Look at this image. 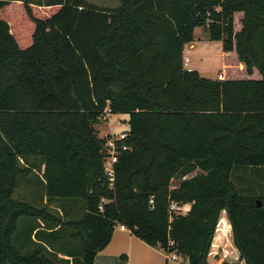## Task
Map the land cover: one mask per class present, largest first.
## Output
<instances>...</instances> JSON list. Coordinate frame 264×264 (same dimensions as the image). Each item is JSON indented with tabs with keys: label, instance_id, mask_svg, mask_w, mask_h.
Wrapping results in <instances>:
<instances>
[{
	"label": "trees",
	"instance_id": "trees-1",
	"mask_svg": "<svg viewBox=\"0 0 264 264\" xmlns=\"http://www.w3.org/2000/svg\"><path fill=\"white\" fill-rule=\"evenodd\" d=\"M198 26L220 79L183 67ZM106 107L130 126L111 185ZM221 211L238 258L264 264V0H0V264H93L116 225L210 264Z\"/></svg>",
	"mask_w": 264,
	"mask_h": 264
},
{
	"label": "crops",
	"instance_id": "crops-1",
	"mask_svg": "<svg viewBox=\"0 0 264 264\" xmlns=\"http://www.w3.org/2000/svg\"><path fill=\"white\" fill-rule=\"evenodd\" d=\"M205 35L207 36L206 33ZM187 45L192 47L193 41ZM218 78L220 79L221 75H218ZM120 115L128 116V114H114L113 117ZM26 191L28 193L25 196L17 195V197L27 200L31 204L37 206H42L45 204V197L42 192L37 193L32 189V187L26 189ZM14 195H16V193H14ZM186 205L189 207L188 204ZM50 208H52V206H50ZM56 209L61 214V209ZM27 224L28 220L26 218L20 219L19 227L24 235L27 233ZM34 232L35 230H33L30 234V237L33 240H35ZM228 237L231 240V256L236 258L238 252L232 243L230 224L225 211H221L211 243L212 252L207 256V261L210 264L223 263L220 262L222 257L218 255L213 256L212 253H214L215 245H223ZM39 242L45 245V243L42 241ZM93 264H186V260L183 257L181 258V261L172 260L163 249L157 246L149 245L133 234L129 229L120 228L119 225H116L112 231V235L108 244L102 250L96 253Z\"/></svg>",
	"mask_w": 264,
	"mask_h": 264
},
{
	"label": "rangeland",
	"instance_id": "rangeland-1",
	"mask_svg": "<svg viewBox=\"0 0 264 264\" xmlns=\"http://www.w3.org/2000/svg\"><path fill=\"white\" fill-rule=\"evenodd\" d=\"M87 4H92L101 8H114L119 5V0H84ZM14 16L19 18L20 14L18 10H14ZM193 46L185 45L183 49V54H188L190 58L189 67L196 70L200 76L210 79H218V75L222 70V64L224 57L222 56V43L219 40H210L206 35L205 31L201 26L195 27L193 33ZM113 117V116H112ZM97 133L100 137H104L105 134L109 133V130L114 129L115 125L112 123L109 127L105 122L100 121L95 125ZM34 178V177H33ZM22 180V179H21ZM20 182V181H19ZM29 182H20L17 186L14 195V198L20 199L17 195L25 196L28 192L26 191V186ZM175 182L173 181V184ZM34 190H39L38 185H33ZM57 207L65 208L68 216L78 217L79 209L74 202L63 201L62 203H54L51 210L59 214ZM188 209L187 205L180 207V212H186ZM63 217H65V210L62 209ZM229 249V246L226 248ZM231 249V247H230ZM214 252L222 257V264H243L241 260L236 255L234 258L231 255H226V252L223 250L222 245H215ZM58 256L63 257L58 253Z\"/></svg>",
	"mask_w": 264,
	"mask_h": 264
},
{
	"label": "built area",
	"instance_id": "built-area-1",
	"mask_svg": "<svg viewBox=\"0 0 264 264\" xmlns=\"http://www.w3.org/2000/svg\"><path fill=\"white\" fill-rule=\"evenodd\" d=\"M182 63L185 69H187L188 71L191 70V67H189L190 58L188 54L182 55ZM113 115L114 114L111 113L110 109L106 107L103 110L102 114L99 116V121L105 122L108 125V127L112 123L115 125L114 129L112 130L110 129L109 133L104 135L105 142L102 150L103 170L110 182V185L112 184L113 181L114 168L118 160V156L123 151L128 149V146L124 143V140L127 138L128 133L130 131L128 116L120 115V116L112 117ZM99 208L101 209V205H99ZM171 208L173 209L174 206H171ZM178 209H180V207H178ZM119 227L126 228L124 225H119ZM228 246L229 249H226ZM230 247H231V240L228 237L222 245V248L226 252V255H231ZM211 252H212V248L210 247L208 254H210ZM166 253L169 255L170 259L181 261L182 256L176 254L175 252H166ZM212 255L215 256L217 254L214 252L212 253ZM220 262H223V259L220 260Z\"/></svg>",
	"mask_w": 264,
	"mask_h": 264
},
{
	"label": "water",
	"instance_id": "water-1",
	"mask_svg": "<svg viewBox=\"0 0 264 264\" xmlns=\"http://www.w3.org/2000/svg\"><path fill=\"white\" fill-rule=\"evenodd\" d=\"M256 205L259 206L260 205V202L259 200L256 201Z\"/></svg>",
	"mask_w": 264,
	"mask_h": 264
}]
</instances>
